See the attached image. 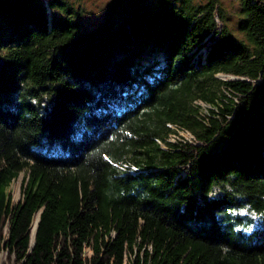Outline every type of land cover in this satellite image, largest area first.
Segmentation results:
<instances>
[{
	"label": "trees",
	"instance_id": "trees-1",
	"mask_svg": "<svg viewBox=\"0 0 264 264\" xmlns=\"http://www.w3.org/2000/svg\"><path fill=\"white\" fill-rule=\"evenodd\" d=\"M239 2L236 37L213 0H110L91 29L65 0H0V252L264 264V0Z\"/></svg>",
	"mask_w": 264,
	"mask_h": 264
},
{
	"label": "rangeland",
	"instance_id": "rangeland-1",
	"mask_svg": "<svg viewBox=\"0 0 264 264\" xmlns=\"http://www.w3.org/2000/svg\"><path fill=\"white\" fill-rule=\"evenodd\" d=\"M47 2V0H44ZM76 10L79 11L78 19L85 27V29H91L97 26L104 17V11L106 5L110 0H65ZM195 4H203L210 0H192ZM215 2L216 12H217V23L218 26L226 24L229 31L236 37L241 36V33L237 30V23L240 17V2L239 0H213ZM49 14V13H48ZM222 15L223 19L220 18ZM223 20V21H222ZM203 107L205 105L203 104ZM180 138L188 143H196L193 135L188 131H178L177 135H173L171 140L174 141ZM179 140V139H177ZM23 178V173H20L17 178H15L10 186L9 190L11 192V203L16 204L21 198V181ZM85 253L87 256L90 255V250L85 248ZM0 263L1 264H17L15 260L10 257L6 251L0 252Z\"/></svg>",
	"mask_w": 264,
	"mask_h": 264
},
{
	"label": "bare ground",
	"instance_id": "bare-ground-1",
	"mask_svg": "<svg viewBox=\"0 0 264 264\" xmlns=\"http://www.w3.org/2000/svg\"><path fill=\"white\" fill-rule=\"evenodd\" d=\"M37 218H38V213H36L31 220L30 229H29V237H30L31 242L34 239V233H35Z\"/></svg>",
	"mask_w": 264,
	"mask_h": 264
},
{
	"label": "water",
	"instance_id": "water-1",
	"mask_svg": "<svg viewBox=\"0 0 264 264\" xmlns=\"http://www.w3.org/2000/svg\"><path fill=\"white\" fill-rule=\"evenodd\" d=\"M3 60H4L3 57L0 55V72H1L2 67H3V65H4V61H3ZM233 78H236V77H230V79H233ZM41 211H42V209H40V210L37 212V213H38V218H37V222H36V227H37V223H38L39 215H40ZM35 214H36V213H34L33 216H34ZM33 216H32V218H33ZM36 227H35V231H36ZM29 229H30V226H29ZM34 237H35V233H34ZM33 244H34V239H33V241L31 242V241H30V238H29V248H32Z\"/></svg>",
	"mask_w": 264,
	"mask_h": 264
}]
</instances>
